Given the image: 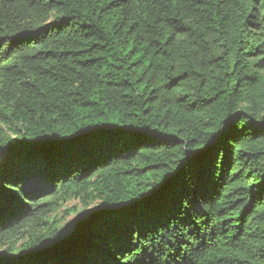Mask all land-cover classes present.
<instances>
[{"label":"trees","instance_id":"16d2710c","mask_svg":"<svg viewBox=\"0 0 264 264\" xmlns=\"http://www.w3.org/2000/svg\"><path fill=\"white\" fill-rule=\"evenodd\" d=\"M0 264H264V0H0Z\"/></svg>","mask_w":264,"mask_h":264},{"label":"rangeland","instance_id":"374dc122","mask_svg":"<svg viewBox=\"0 0 264 264\" xmlns=\"http://www.w3.org/2000/svg\"><path fill=\"white\" fill-rule=\"evenodd\" d=\"M91 206L92 204L89 207ZM65 207H68L69 211L65 210V208L63 207L62 209L57 211L56 214V220L59 221V224L64 226L67 225L70 221H72L79 211L84 210L82 208V203L78 200H71L70 202L65 204ZM74 207H76V210L74 209Z\"/></svg>","mask_w":264,"mask_h":264}]
</instances>
